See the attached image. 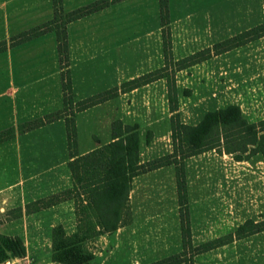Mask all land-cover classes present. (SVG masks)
Here are the masks:
<instances>
[{"label":"crops","instance_id":"obj_1","mask_svg":"<svg viewBox=\"0 0 264 264\" xmlns=\"http://www.w3.org/2000/svg\"><path fill=\"white\" fill-rule=\"evenodd\" d=\"M95 0H62L70 12ZM171 57L178 62L264 22L263 0H168ZM53 18L52 0H0V42ZM158 0H123L66 26L73 100H85L164 66ZM54 32L0 53V132L63 108ZM179 121L198 125L210 112L239 108L250 123L264 120V37L176 71ZM165 79L78 112L76 154L113 142L112 124L136 126L138 162L172 153ZM64 120L0 143V235L19 238L25 256L9 264L53 262L51 233L77 230L75 204L27 207L73 188ZM191 243L233 234L264 220V158L237 160L215 150L184 161ZM129 219L99 235L89 264H152L182 250L175 167L134 177ZM194 264H264V231L196 255Z\"/></svg>","mask_w":264,"mask_h":264},{"label":"trees","instance_id":"obj_2","mask_svg":"<svg viewBox=\"0 0 264 264\" xmlns=\"http://www.w3.org/2000/svg\"><path fill=\"white\" fill-rule=\"evenodd\" d=\"M123 0H97L70 12L62 9V0H52L53 18L39 26L26 30L0 42V53L43 34L54 32L60 67L63 108L36 120L9 128L0 132V143L12 139L16 134H23L57 120H64L67 146L70 157L68 164L73 188L65 193L41 200L27 207L28 212L39 211L61 200L72 199L75 204L77 230L67 236L61 227H55L51 233L53 262L60 264H89L92 254L85 244L99 235L112 233L121 223L122 211L128 201V192L134 177L173 165L179 221L182 238L180 253L169 256L152 264H194L196 255L224 246L233 239H240L264 231V220H247L230 235L194 247L191 243L189 216L187 208L184 161L187 158L206 151L232 154L235 159H247L260 154L264 158V120L250 124L246 122L236 106L207 113L196 126L182 124L176 114L177 100L173 75L203 62L213 55H220L241 47L249 42L264 37V22L254 28L228 38L212 48L205 49L178 62L171 57L169 32L168 0H158L159 16L162 27L164 66L145 74L119 87L112 88L90 98L75 102L73 100L68 72L67 24L90 14L99 12L112 4ZM264 5V0H263ZM173 72L168 74V67ZM159 79H165L168 90L172 153L149 162H138V134L136 126H126L117 121L112 124L113 142L87 155L76 154V113L115 98L120 93H127L148 85ZM25 256V248L19 238L0 235V264Z\"/></svg>","mask_w":264,"mask_h":264},{"label":"rangeland","instance_id":"obj_3","mask_svg":"<svg viewBox=\"0 0 264 264\" xmlns=\"http://www.w3.org/2000/svg\"><path fill=\"white\" fill-rule=\"evenodd\" d=\"M95 1H97V0H95ZM94 2V1H93ZM90 3H92V2H89V3H87L86 5H88V4H90ZM86 5H84V6H86ZM83 7V6H82ZM164 57V56H163ZM173 72V67L172 66H169L168 67V70H167V73L168 74H170V73H172ZM217 152V151H216ZM129 219V209H128V206H127V204H126V207H125V210H123L122 211V217H121V223L123 222V224L124 223H126L127 222V220ZM93 240H90V241H88L86 244H85V247H86V249L90 252V251H92V249H93V245H92V242ZM11 261V260H10ZM10 261H7V262H10ZM6 263V262H5Z\"/></svg>","mask_w":264,"mask_h":264},{"label":"built area","instance_id":"obj_4","mask_svg":"<svg viewBox=\"0 0 264 264\" xmlns=\"http://www.w3.org/2000/svg\"><path fill=\"white\" fill-rule=\"evenodd\" d=\"M10 262L2 263V264H9Z\"/></svg>","mask_w":264,"mask_h":264}]
</instances>
